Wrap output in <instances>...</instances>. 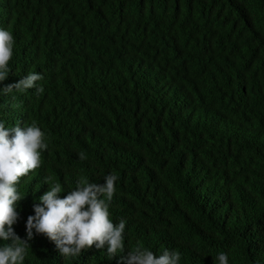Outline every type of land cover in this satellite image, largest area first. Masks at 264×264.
<instances>
[{
	"label": "trees",
	"instance_id": "16d2710c",
	"mask_svg": "<svg viewBox=\"0 0 264 264\" xmlns=\"http://www.w3.org/2000/svg\"><path fill=\"white\" fill-rule=\"evenodd\" d=\"M0 28L15 41L3 83L43 77L41 94H0V122L49 138L18 185L22 239L46 176L63 198L115 173L125 254L264 264V0H0ZM106 247L63 258L39 234L23 264H117Z\"/></svg>",
	"mask_w": 264,
	"mask_h": 264
},
{
	"label": "clouds",
	"instance_id": "9594fccd",
	"mask_svg": "<svg viewBox=\"0 0 264 264\" xmlns=\"http://www.w3.org/2000/svg\"><path fill=\"white\" fill-rule=\"evenodd\" d=\"M14 43L13 34L0 28V94L23 93L29 89L43 93L44 88L37 83L43 77L37 72L3 83L10 71ZM48 139L36 121L23 127L19 124L6 127L0 122V240L7 242L0 246V264H23L30 241L39 234L54 242L63 258L78 257L83 249L95 245L101 250L107 246L108 257L118 258L117 264H179L180 252L165 249L156 255L140 243L125 254L126 221L121 218L114 223L109 213L119 179L115 173L104 175L103 184L80 177L63 198L58 195L63 191L61 183L46 176L44 183L49 189L39 197L40 203L33 205L34 215L27 217L26 236L22 239L13 228L20 218L19 202L25 197L21 196L18 185L21 178L41 167V153L47 150ZM77 155L81 161L87 159L84 152ZM213 259L214 264H228L225 253Z\"/></svg>",
	"mask_w": 264,
	"mask_h": 264
}]
</instances>
